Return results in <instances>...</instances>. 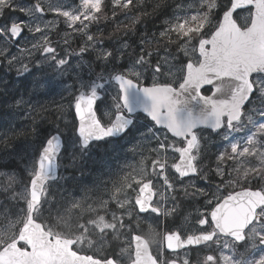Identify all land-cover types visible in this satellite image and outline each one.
Returning <instances> with one entry per match:
<instances>
[{"label":"snow or ice","instance_id":"snow-or-ice-1","mask_svg":"<svg viewBox=\"0 0 264 264\" xmlns=\"http://www.w3.org/2000/svg\"><path fill=\"white\" fill-rule=\"evenodd\" d=\"M109 2L111 17L105 11ZM168 3L98 0L94 7L89 0H79L71 11L48 7V12L63 17L70 30L62 41L65 47L61 55L51 39L54 23L36 17L37 13L45 15L44 0L27 7L17 0H0V17L8 20L0 26V66L15 71L17 76L31 75V69L39 71L45 65L54 67L60 75L84 67L91 71L92 65L83 60L87 53H94L101 65L131 58L126 70H102L89 82L79 80L77 73L79 87L68 91L66 105H57L58 121L67 123L68 110L74 113L72 131L82 149L105 138L128 136L130 129L136 128L138 118L134 120L133 113L137 109L151 122V127L145 124V131L139 132L127 148L140 157L139 167L129 166L132 170L113 181L112 189L105 185L107 198L100 195L97 185L84 189L80 199L70 193L61 194L58 200L51 194L48 181L56 179L62 130L58 128L56 135L46 139L38 138L35 121L30 131L21 130L19 136L31 151V164L25 169L27 183L14 171H0V194L4 197L0 200V264H123L122 252L129 254V264H138L141 249L148 251L150 264H193V249L197 253L195 264H264V4L253 0L233 6L234 0H226L223 5L220 0H194L181 14L164 19L158 33L141 34L138 49L130 45L125 37ZM176 8L181 9V5ZM16 10L29 19L8 18ZM237 10L247 13L243 23L235 18ZM120 13L129 14L127 22L117 21L107 38H100L102 30L90 31L100 20L108 23ZM25 30L33 37L31 47L9 54L10 42L18 43ZM121 32L118 47L104 46L106 40L112 42ZM75 35L86 38L78 51L69 47L70 37ZM73 56L81 57L74 66L70 63ZM145 71L151 75L150 86ZM109 81L118 86L117 94L112 97L110 118L103 120L98 116V89ZM205 86H211V95L203 94ZM133 88L148 103L139 101L133 107L128 97ZM226 89L229 94L224 96ZM254 100H259L261 107L253 106L246 112ZM25 103L23 98L16 101L17 106ZM193 106H200L196 117L192 115ZM181 111L186 113L183 119L177 116ZM245 129L249 134L242 141L229 139L231 133ZM213 134L225 144L214 159L209 156L208 163L202 164L205 141H210ZM2 138L6 140L7 134ZM170 151L179 154L178 161L169 162ZM234 173L239 181L233 178ZM215 177L219 182L213 189ZM197 180L207 182L208 187L198 185ZM229 188L232 191L221 195ZM181 190L185 198L203 199L205 211L197 210L191 234L167 230L159 251L152 253L151 243L159 233L151 225L147 235L133 233L141 229L144 214H155L157 219L175 216ZM93 195L96 199L90 203ZM234 206L241 208L243 219L225 227L222 220ZM54 216L58 222L76 216V232L96 233L113 249L117 244L123 246L111 255H90L80 245L79 236L73 238L55 229L50 222ZM257 249L261 253L258 259L253 257Z\"/></svg>","mask_w":264,"mask_h":264},{"label":"rangeland","instance_id":"rangeland-1","mask_svg":"<svg viewBox=\"0 0 264 264\" xmlns=\"http://www.w3.org/2000/svg\"><path fill=\"white\" fill-rule=\"evenodd\" d=\"M36 0H17V3L21 6H31L34 4ZM89 2L96 6L98 0H89ZM221 4L223 5L226 0H220ZM194 3V0H171V6L168 9L169 18H171L174 14H181L183 11V8L187 7L188 5H191ZM78 5V2H75L74 0H44V6L47 9L48 7H60L64 10H73L75 6ZM176 5H181V9H177ZM222 13V12H221ZM247 15L246 11L240 10L237 11L235 14V18L237 19L238 23H243V17ZM111 16V15H110ZM37 20L42 21H52L55 25L53 31L51 32V39L54 42V46L57 48L58 53L63 55L64 51V45L62 41H59L61 39H57V34L59 33V26L61 25V20H63V17H57L55 13L52 12V15L50 16H40L36 14ZM8 18L13 19H24L28 20L29 17L26 15H20L17 14L15 11H13L10 15L8 14ZM126 16L123 15L122 20L119 19L117 21H123ZM117 21H114L112 24V21H110L111 25L115 27V24ZM103 23L94 24L91 26L90 31L92 33H96L97 31L102 30L103 28H100V26H105L107 23L102 20ZM5 23H8V20L5 17H0V26L4 25ZM162 27L161 25L156 30H152L149 33H142V32H135L134 34L129 33V35L126 38L128 43L131 45V43H134V46L139 47V39L141 34H151L153 32L158 33L159 30ZM65 28L67 29L66 25ZM69 30L67 29V32ZM123 32V29H122ZM122 32L120 34H117V37H120L122 35ZM63 35H65V32H62ZM79 36V35H77ZM80 40H77L78 46L75 47L74 45H69L70 49L77 50L79 49V46L82 44L83 40L86 38L80 37ZM101 39H105L100 37ZM33 37L30 36V33L27 32L25 36L20 40L18 43L10 42V49L9 54H19V50L25 47L30 48L31 42ZM0 43H3V41H0ZM105 47H118L119 42L116 40L115 37H113V41H105L104 44ZM160 55H163V52L160 53ZM181 58L183 59L182 55ZM81 57L79 56H73L70 58L71 65H76L80 61ZM83 60L87 64L92 65V70L90 71L87 67L81 68V69H70L69 74L60 75L54 70V67L50 66H43L39 71L35 68L31 69V75L28 73L27 76H29L30 82L28 83V89L23 88L20 93H17L16 98L14 99V104L17 108V112L25 110L24 113L19 117V121L21 124L17 128L18 133L17 136H15V142L11 144V152L12 154V160L23 167L25 170L27 166H30L31 164V151L27 148V145L25 144L23 137L19 136V133L21 130H27L30 131L32 124V121L36 122L37 127V134L38 138L42 139L44 136H47V130L42 129L40 125H37L38 117L37 114L39 113L38 109L41 107L42 98L38 96L37 91L41 88L40 85H42L43 88H49L46 90V94H44V101H46V104L49 106V108H53V112L56 113V117L58 115V112L56 111L58 104H67L68 99V91H75L77 87H79V83L77 81V73H79V80L84 82H89L91 80L96 79V74L100 73L102 70L107 72H113V71H121L126 70L128 67L131 66L132 60L130 57H126L124 59H121L119 62H110L107 65H101L95 57L94 53H87L83 56ZM186 62V60H185ZM10 72V71H8ZM70 78L71 81L68 82L65 79ZM145 79L148 81V86L151 85V75L148 71H145ZM36 81H39V85L36 84ZM98 83H104V81H97ZM69 86H72L71 89H69ZM52 88H55L53 90ZM117 86L114 84V82L109 81L105 84L104 88L98 89L99 92H102L104 97L99 102V117H101L103 120H107L111 116L112 111V97L117 94ZM25 92V93H24ZM40 94V93H39ZM42 95V94H41ZM8 98L11 97L10 94L7 95ZM23 98L26 102L22 106H17L16 101ZM145 102V101H144ZM261 107V102L259 100H254L252 104L248 105V108L245 109L247 112L251 107ZM0 108L4 112H6L5 117L9 116V112L1 106ZM66 113V121H67V127H65V120L61 121V126L59 123L56 122H50L48 119L44 122V127L54 129L58 126L61 127L65 132L64 137L66 139V151H64L60 157V164L62 165V168H60L58 179L54 182L49 183L51 188V194L55 195L58 200L61 199V194H70L74 193L77 194L75 196L76 199H80V197L84 194V189H95L97 185L100 186V195L103 196V198H107V195L104 194V187L107 186L108 189H112V183L113 181L118 180L124 172H130L132 169L129 166H137L139 167L140 157L131 153L127 150L128 147H130L131 143L134 142L135 138L139 137V132H144V126L147 124L148 127H151V122L147 121L145 116L142 113H136L133 115L134 120H136V128L130 129V133L128 136L124 137L123 139L118 138H110L107 141L100 142V143H94L89 146L87 151L83 152V149L79 147L78 138L74 135L73 131H70V124L72 123V119L69 115V111ZM16 112V113H17ZM55 117V118H56ZM4 119V117H3ZM25 119H28L30 123L28 124V128L24 129V121ZM253 119L259 121V116L253 114ZM6 120V119H5ZM57 120V119H56ZM6 127H8L10 130V125L6 124ZM139 130V131H138ZM253 131L255 129H252ZM227 131V129H225ZM248 130L245 129L241 132H233L231 133L229 139L235 142L236 140H241L248 135ZM204 135H208V132H204ZM225 142L222 140L220 136L212 135L209 142H205V148L204 152L202 153V156L204 159H202V164H207L208 160L207 157L211 156L214 159V154L218 150H222L223 145ZM79 149V150H78ZM169 155V162L172 163L175 161L177 156H179L178 153H172L171 151L168 153ZM209 155V156H208ZM175 158L174 160L172 158ZM13 168L16 164H13ZM149 164V169H150ZM214 167V165H213ZM207 169V168H205ZM1 171V170H0ZM7 171V170H5ZM26 171V170H25ZM171 172L172 170L169 169ZM14 172H16L14 168ZM158 184L162 183V181L157 180ZM205 187V186H202ZM4 197L2 194H0V200H3ZM96 199V196L93 195L89 202L91 203ZM191 201V205H193V202L196 201L193 197L185 198L184 191L181 190L177 194V203L180 204V207L178 209L179 212H182L179 214V212L171 217L165 218L164 216L158 217L156 219L154 214H145L142 216V224L141 229L136 230L134 233H140V234H148L147 231L149 229V226L151 225L158 233L154 240L151 243V247L153 251H159V245L162 243L163 235L167 230H172V221L174 220H180L183 221L184 214L186 215L184 217V222L181 224L177 229L182 230L184 233L188 231H193L195 227V219L198 215V209L199 211L203 212L205 211V208L203 207V204H200L199 206H196L193 208L192 211L187 212L183 208L186 203ZM193 201V202H192ZM95 206V204L93 205ZM168 207H171V204L168 205ZM113 211H116L115 205L112 207ZM3 210L0 209V212ZM103 214V213H101ZM87 216L88 214L85 213ZM77 217L73 216L71 219L65 217L64 220H61L58 222L57 217H53L51 219V223L54 225L55 229L58 231H61L63 233H66L73 238L76 236L80 237V245L83 247L85 251H87L89 254L97 253L98 255H111L113 251L118 253L120 251V247L123 245L117 244V247L111 251L107 252L108 246H110L108 243L103 241L98 234L96 233H80L75 231V225H76ZM148 225V226H146ZM165 227L168 229L163 230ZM129 236V240H130ZM113 243H116L113 241ZM123 264H127L129 262V254L127 252L120 253Z\"/></svg>","mask_w":264,"mask_h":264},{"label":"bare ground","instance_id":"bare-ground-1","mask_svg":"<svg viewBox=\"0 0 264 264\" xmlns=\"http://www.w3.org/2000/svg\"><path fill=\"white\" fill-rule=\"evenodd\" d=\"M15 12L17 14L23 15L18 10H16ZM10 15H11V13H10ZM167 18H169V13L168 12L162 18V20L159 23V25H161V23H163V20L167 19ZM151 30H154V29H151ZM0 70H5V68L3 66H0ZM30 79L31 78L29 76H27L25 79H23L21 81L16 80L14 78H8L7 79V83H6V89L0 95V104H1V106L6 108V110L9 112V116L5 117V119H6V121L9 120V123H7V124L10 125V128H11L12 132H15V133H18V130L17 129L14 130L13 128H15L17 125L21 124V122L18 119L24 113L25 110L23 109L22 111L17 112V108H16V106L14 104V99L16 98L17 93H20L23 88L28 87V83L30 82ZM8 94L11 95L10 98L7 97ZM22 123L25 124L24 125V129H27L28 128V124L30 123V121L28 119H25L24 121H22ZM31 124L33 125V121L31 122ZM7 158L8 157L6 155V151L0 146V166H2V165H6L7 166L6 168H0L1 171L7 170L8 166H9V161L7 160ZM180 213H182V212H179V214Z\"/></svg>","mask_w":264,"mask_h":264},{"label":"trees","instance_id":"trees-1","mask_svg":"<svg viewBox=\"0 0 264 264\" xmlns=\"http://www.w3.org/2000/svg\"><path fill=\"white\" fill-rule=\"evenodd\" d=\"M168 4H166L164 7H162L156 15L151 16L146 18L145 20H143L142 22L138 23L136 26V31L135 32H142V33H149L150 31H152L151 29H158V27L160 26L159 23L161 22L162 18L167 14L169 7L171 6V0H168ZM150 7V6H148ZM111 5L105 6V11L107 12V14L111 15ZM128 14V13H127ZM129 15V14H128ZM126 21V20H125ZM113 20H112V24H113ZM127 22V21H126ZM100 28H103V36H108L109 33H112L114 31V27L111 24H106L105 26H101ZM114 37V36H113ZM131 45L134 48H137L136 46H134V43H131ZM3 112V110H2ZM6 115V112H4L3 116ZM2 116V117H3ZM44 116V112H42L41 114V118H43ZM7 123H9V120H7ZM19 125H17L15 128H13L14 130L17 129Z\"/></svg>","mask_w":264,"mask_h":264},{"label":"water","instance_id":"water-1","mask_svg":"<svg viewBox=\"0 0 264 264\" xmlns=\"http://www.w3.org/2000/svg\"><path fill=\"white\" fill-rule=\"evenodd\" d=\"M248 2H253V1H250V0H234L233 6H236V4H239V3H248ZM256 2L264 4V0H256ZM133 89H135V88H133ZM133 89H131L128 93L129 100L131 101L133 107H136L139 101H145V103H148V101H146L145 98L143 97L142 93H139L136 89H135L136 91ZM228 94L229 93L226 89V91H225V93H223V95L227 96ZM137 111H141V110L137 109ZM191 111H192L193 117H196L200 113V106H193L191 108ZM185 115H186V113L184 111L177 113V116L180 119H183L185 117ZM150 262H151V256L149 255L148 251L141 249V256L138 257V264H150Z\"/></svg>","mask_w":264,"mask_h":264},{"label":"flooded vegetation","instance_id":"flooded-vegetation-1","mask_svg":"<svg viewBox=\"0 0 264 264\" xmlns=\"http://www.w3.org/2000/svg\"><path fill=\"white\" fill-rule=\"evenodd\" d=\"M241 171H242V170H241ZM233 178H235L237 181L240 180L239 175H237V174H235V173L233 174ZM236 190L238 191L239 188H237ZM230 191H232L231 188L227 189L226 191H222V192H221V195L226 196V195L228 194V192H230ZM201 200H203V199H199V201H201ZM235 207H236V215L233 216V217L231 218V220H230V217H229V216H228V217H225V218L222 220V224H223L225 227H227V226H234V225L238 224V223L243 219V214H242V210H241V208L238 207V206H235ZM208 210L210 211V209H208ZM209 218H210V217H209ZM192 232H193V231H188V232H186V233H187V234H191ZM240 251L243 252L244 249L241 248ZM260 255H261V253H260L259 249H257V250L253 253V257L256 258V259H258ZM253 257H250V258H253ZM238 258H239V257H238ZM191 259H192L193 264H195V261H196V259H197V253H196V251H195L194 249H193L192 252H191Z\"/></svg>","mask_w":264,"mask_h":264}]
</instances>
